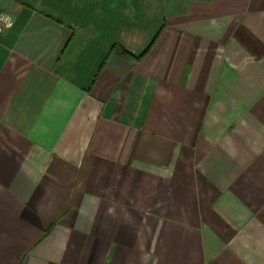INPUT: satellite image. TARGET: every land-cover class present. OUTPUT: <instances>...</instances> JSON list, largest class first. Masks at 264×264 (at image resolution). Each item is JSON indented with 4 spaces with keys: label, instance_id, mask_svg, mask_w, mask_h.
<instances>
[{
    "label": "crops",
    "instance_id": "obj_1",
    "mask_svg": "<svg viewBox=\"0 0 264 264\" xmlns=\"http://www.w3.org/2000/svg\"><path fill=\"white\" fill-rule=\"evenodd\" d=\"M181 1L0 0V264H264V0Z\"/></svg>",
    "mask_w": 264,
    "mask_h": 264
},
{
    "label": "rangeland",
    "instance_id": "obj_2",
    "mask_svg": "<svg viewBox=\"0 0 264 264\" xmlns=\"http://www.w3.org/2000/svg\"><path fill=\"white\" fill-rule=\"evenodd\" d=\"M121 3L119 4L120 9L124 6ZM181 6V0H127L125 6L126 32L123 42L122 44L115 42L112 45L123 47L128 51V47H131L135 51L130 52L138 54L154 36L155 33L151 37V30L153 31L154 28L159 29L165 15Z\"/></svg>",
    "mask_w": 264,
    "mask_h": 264
},
{
    "label": "trees",
    "instance_id": "obj_3",
    "mask_svg": "<svg viewBox=\"0 0 264 264\" xmlns=\"http://www.w3.org/2000/svg\"><path fill=\"white\" fill-rule=\"evenodd\" d=\"M162 28H163V25H161L159 27V29L154 34V36L149 41V43L138 54L131 53L130 51L126 50L125 48L117 46V45H112L109 49V53L115 54V55H120V56L129 58V59L133 60L134 62H138V61L142 60L148 54V52L152 48L153 44L155 43L157 37L159 36Z\"/></svg>",
    "mask_w": 264,
    "mask_h": 264
},
{
    "label": "built area",
    "instance_id": "obj_4",
    "mask_svg": "<svg viewBox=\"0 0 264 264\" xmlns=\"http://www.w3.org/2000/svg\"><path fill=\"white\" fill-rule=\"evenodd\" d=\"M5 24V18L0 16V30H1V27Z\"/></svg>",
    "mask_w": 264,
    "mask_h": 264
}]
</instances>
